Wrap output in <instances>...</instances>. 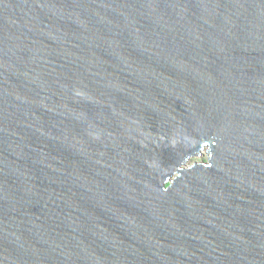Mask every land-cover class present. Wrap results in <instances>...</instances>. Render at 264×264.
I'll use <instances>...</instances> for the list:
<instances>
[{
  "label": "water",
  "instance_id": "1",
  "mask_svg": "<svg viewBox=\"0 0 264 264\" xmlns=\"http://www.w3.org/2000/svg\"><path fill=\"white\" fill-rule=\"evenodd\" d=\"M0 264H264V0H0Z\"/></svg>",
  "mask_w": 264,
  "mask_h": 264
},
{
  "label": "rangeland",
  "instance_id": "2",
  "mask_svg": "<svg viewBox=\"0 0 264 264\" xmlns=\"http://www.w3.org/2000/svg\"><path fill=\"white\" fill-rule=\"evenodd\" d=\"M201 157H202V155L201 156H192V157H190L189 162L192 161V160H198Z\"/></svg>",
  "mask_w": 264,
  "mask_h": 264
}]
</instances>
